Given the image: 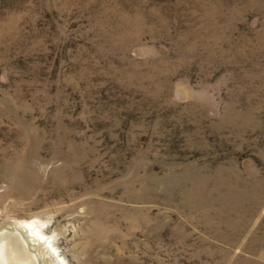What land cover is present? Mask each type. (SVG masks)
<instances>
[{"label": "rangeland", "instance_id": "1", "mask_svg": "<svg viewBox=\"0 0 264 264\" xmlns=\"http://www.w3.org/2000/svg\"><path fill=\"white\" fill-rule=\"evenodd\" d=\"M67 264H264V0H0V228Z\"/></svg>", "mask_w": 264, "mask_h": 264}, {"label": "bare ground", "instance_id": "2", "mask_svg": "<svg viewBox=\"0 0 264 264\" xmlns=\"http://www.w3.org/2000/svg\"><path fill=\"white\" fill-rule=\"evenodd\" d=\"M41 219L15 220L0 228V264H67Z\"/></svg>", "mask_w": 264, "mask_h": 264}]
</instances>
